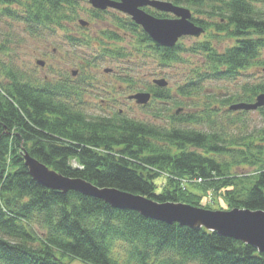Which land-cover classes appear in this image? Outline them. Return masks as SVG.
I'll return each mask as SVG.
<instances>
[{"label":"trees","instance_id":"trees-1","mask_svg":"<svg viewBox=\"0 0 264 264\" xmlns=\"http://www.w3.org/2000/svg\"><path fill=\"white\" fill-rule=\"evenodd\" d=\"M170 1L216 19L191 17L207 37L190 46L179 40L173 47H161L129 17L109 15V20L114 29L136 35L134 50L145 53L147 48L159 65L184 63V53L202 55V66L178 85L177 95L192 97L206 81L235 80L253 65L264 68V0ZM79 10L78 0H0V15L21 21L33 35L63 29L78 18ZM107 14L90 9L92 18ZM102 35L107 41L120 39L115 30ZM67 39L81 41L72 35ZM214 39L232 44L220 52L212 45ZM99 45L102 52L113 51L105 41ZM8 49L0 42V56ZM25 78L0 59V264H70L75 259L86 264H264V252L203 227L165 224L75 191L45 188L31 179L22 158L27 151L62 175L158 203L214 209L222 201L223 209L264 211V126L244 135L205 131L188 126L203 117L180 110L169 116V127L119 111L90 118L71 100L78 96L75 86L35 84ZM122 81L133 83L130 75ZM247 85L218 103L252 102L264 92V81ZM150 89L146 106L162 108L175 100L168 87ZM213 106L205 118L215 115ZM257 111L264 120V106ZM238 165L254 171L241 176L235 171Z\"/></svg>","mask_w":264,"mask_h":264},{"label":"rangeland","instance_id":"rangeland-1","mask_svg":"<svg viewBox=\"0 0 264 264\" xmlns=\"http://www.w3.org/2000/svg\"><path fill=\"white\" fill-rule=\"evenodd\" d=\"M78 2L80 10L74 22H66L63 29L58 28L40 35L30 34L21 21L0 15V42H6V46L9 47L0 59L12 64L14 71L24 73L25 79L35 84L43 81H65L75 86L76 89L78 88V96H73L71 100L90 118L111 115L114 111L120 110L130 118L169 127V116L176 110H180L183 114L191 113L203 117L199 124H188L200 130L211 131L210 128H214V131L218 133L223 131L233 135H244L256 133L263 128L264 120L257 110L228 111V106H222L218 101L226 100L231 94L242 93L245 84L251 86L264 81V68L253 65L242 71L235 80L206 81L197 95L181 97L176 94V89L190 76L192 69L202 66L201 54L184 53L183 57L186 60L184 63L159 65L153 56H148L151 53L147 48L143 51L145 53L134 50L136 35L112 27L109 15L123 16V14L110 9L105 18H92L90 16L92 7L88 0H78ZM191 12L194 17L206 21L216 20L207 19L203 14L196 15L192 10ZM79 18L88 21V26L81 27L78 24ZM106 30H115L120 39L107 41L102 35V32ZM206 33L207 31L198 37L184 36L180 41L185 46H190L195 41L206 38L208 35ZM68 35L80 39V45L78 42H69ZM101 41H105L106 47H110L113 51L102 52L99 45ZM231 44L232 41L229 39L212 41V45L220 52ZM119 47L121 48L118 50ZM260 58L264 59V50ZM38 59L44 61L43 66L36 64ZM73 70H77L75 75L71 74ZM129 75L133 80L132 84L122 81V78ZM157 77L167 81V87L175 100L166 101L162 104V108L152 106L141 108L133 100L128 99L131 94L145 91ZM179 101L182 105L174 106V102ZM212 104L215 106L210 108L216 113L214 116L205 118V111ZM260 143L264 152V142ZM235 171L244 176L252 174L254 168L238 165ZM162 181V177L156 180L158 192ZM224 206V203L220 201L219 206L214 209L220 210ZM119 252H122L121 249ZM70 264L86 263L75 259Z\"/></svg>","mask_w":264,"mask_h":264},{"label":"water","instance_id":"water-1","mask_svg":"<svg viewBox=\"0 0 264 264\" xmlns=\"http://www.w3.org/2000/svg\"><path fill=\"white\" fill-rule=\"evenodd\" d=\"M92 7L104 10L107 7L118 9L132 17L134 22L142 26L149 38L156 44L172 47L178 38L190 35L199 36L203 32L201 26L191 20L190 10L163 0H89ZM150 6L159 11L173 14L171 18H158L149 14L143 7ZM82 26L87 24L79 20ZM37 64L43 65L41 60ZM75 73V72H74ZM73 73V74H74ZM154 83L165 86L164 79H156ZM129 98L137 104H146L150 98L147 92H138ZM264 106V93H259L253 103H235L229 109L254 110ZM28 174L37 184L57 190L63 194L75 191L84 196L101 199L110 207L119 210H133L141 216L165 224L177 223L191 229L201 227L216 232L218 235L230 237L249 244L259 252H264V211L232 208L230 210H210L181 202L158 203L144 196L134 195L109 187H98L91 182L76 177H68L49 168L30 155L22 153Z\"/></svg>","mask_w":264,"mask_h":264}]
</instances>
